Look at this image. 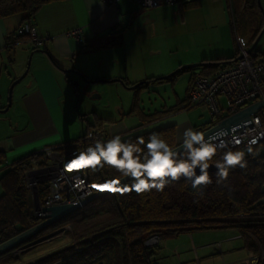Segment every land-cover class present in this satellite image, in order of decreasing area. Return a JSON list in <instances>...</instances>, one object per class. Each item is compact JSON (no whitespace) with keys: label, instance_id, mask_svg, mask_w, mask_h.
<instances>
[{"label":"crops","instance_id":"0c3cea01","mask_svg":"<svg viewBox=\"0 0 264 264\" xmlns=\"http://www.w3.org/2000/svg\"><path fill=\"white\" fill-rule=\"evenodd\" d=\"M126 2L119 0L115 5H108L101 0H46L31 20L39 35L48 36L39 47L26 36L17 34L25 22L21 12L0 18V174L14 161L40 153L45 146L66 145L85 135L98 120L106 141L114 135L124 138L174 125L177 141L182 142L183 132L190 126L185 122L180 125L176 117L185 110L189 81L197 70L183 72L188 78L184 81L182 98L176 93V86L183 80V73L172 80H151L167 75L184 63L234 55L229 48L234 36L231 23L216 16L225 10V2L210 0L208 11L192 20L185 12L203 8L204 0L175 3L181 21L175 22V26L215 32L211 39L199 40L190 46L187 54L173 56L155 52L156 46L149 37L129 35L131 29H153L155 24L131 21L141 5L134 1V7L130 8ZM128 13L129 19L125 20ZM73 28L83 29L85 42L79 43L68 35ZM25 71L26 75L13 88L11 105L4 110L9 104L11 84ZM87 80L96 82L89 84ZM144 81L148 82L131 88ZM169 85L176 93V100L163 105L161 92ZM150 91L156 97H151ZM154 103L160 108L153 110ZM172 107L178 109L169 112ZM156 111L162 115L137 130L143 119ZM212 244L221 247L219 241L206 246ZM11 254L0 258V263L8 262L6 259ZM254 257L257 256L251 254L239 264Z\"/></svg>","mask_w":264,"mask_h":264},{"label":"trees","instance_id":"16d2710c","mask_svg":"<svg viewBox=\"0 0 264 264\" xmlns=\"http://www.w3.org/2000/svg\"><path fill=\"white\" fill-rule=\"evenodd\" d=\"M45 1L0 0V18L21 12L24 21H31ZM227 3L231 17L232 13L235 17L244 9L260 15L259 31L248 42L251 47L264 28V12L259 6V1L227 0ZM231 25L234 30L232 19ZM261 53L262 51L258 50L253 56L258 57ZM238 56L239 51L236 48V53L232 56L204 58V64L198 68L180 70L168 78L159 77L151 81L172 80L177 75L192 70L209 76L222 66L233 62ZM193 74L194 72L192 76ZM147 82L139 83L137 87ZM190 107L187 96L183 108ZM176 109L178 108L172 107L168 111ZM161 115V111L150 114L143 119L137 130H141ZM213 122L212 119L209 125ZM92 127L91 129H101V122L98 120ZM151 133L158 134L173 148L179 144L174 125L133 133L122 140L135 143L137 138L143 137L147 142ZM83 136L66 143V149L77 148L82 152L93 145L83 142ZM141 147L143 148L142 145ZM247 149L231 148L233 151L245 152L247 165L245 168L236 167L230 170L227 186L215 183V170L209 172L213 183L204 189L203 196L198 195L186 180L166 186L163 192L153 190L142 195L135 192L121 195L108 191L42 229L22 245L1 254L0 258L48 231L69 225L74 238L73 244L33 264H53L58 261V264H152L153 251L148 241L155 236L159 238L195 230L232 228L243 240L244 247L258 257L257 264H264V154L260 153L261 149L264 150V141L253 146L251 153ZM227 150H218L217 156L210 163L215 164L223 151ZM46 163V157L41 152L34 153L14 161L0 174V243L38 223L30 214L31 202L26 177L29 171L38 166H45ZM84 168L92 185H107L113 179L124 177L106 165ZM125 183L130 184L131 180ZM93 190L99 191L95 187ZM47 193V182L39 183L38 195L41 201Z\"/></svg>","mask_w":264,"mask_h":264},{"label":"built area","instance_id":"2783aa9c","mask_svg":"<svg viewBox=\"0 0 264 264\" xmlns=\"http://www.w3.org/2000/svg\"><path fill=\"white\" fill-rule=\"evenodd\" d=\"M101 1L108 5H115L119 0ZM134 1L141 7L154 8L165 4H175L180 0ZM232 23L235 26L233 13ZM17 34L26 36L29 42L36 47L43 45L48 39L47 35L41 36L37 33L31 21L23 22L17 29ZM68 35L74 37L79 43L85 42L82 28H73L68 31ZM241 38L244 40L243 44ZM236 44L239 56H241L239 59L222 66L209 76L203 75L200 71H195L191 78L188 85V103L190 105H202L208 109L214 121L211 125L199 128L197 131L205 133L223 119L254 103L264 101V52L258 57H254L252 52H248L249 43L241 35H236ZM221 98L226 100L225 107L221 104ZM257 120L259 121L258 124ZM205 138H215V142L224 140L228 144V148H248L249 141L254 138L257 142L251 147L260 144L264 141V105L258 108L256 112L250 113L247 121L232 126L230 131L217 130ZM234 139H239L241 142L235 144ZM82 141L94 144L97 141H106V137L103 130L90 129L82 137ZM40 152L46 157V165L33 169L27 174L29 175L27 187L32 199L30 214L37 222L43 219L42 207L80 203L94 192L84 166L69 168V165L76 161V156L80 152L77 148L68 150L64 144L49 145ZM41 182H47L48 193L42 201L39 199L40 207H37L38 184ZM150 240L155 241L154 239ZM16 251L17 249L13 253ZM257 261L258 257H254L244 264H257Z\"/></svg>","mask_w":264,"mask_h":264},{"label":"rangeland","instance_id":"374dc122","mask_svg":"<svg viewBox=\"0 0 264 264\" xmlns=\"http://www.w3.org/2000/svg\"><path fill=\"white\" fill-rule=\"evenodd\" d=\"M209 1L210 0H204L203 8L190 11L188 10L185 12V15L188 16L189 20H192V17L196 18L200 15V13L207 12L209 9ZM224 2L225 10L222 9L216 13V16L227 20L228 24H230L232 17L228 8L227 0H224ZM134 3V1L128 0L126 5L133 8ZM259 6L264 12V0H260ZM177 7V4H165L154 8L138 7V11L134 12L135 14L131 21H136L137 23L153 22V25L155 24V28H146L145 30L131 29L129 35H133L135 37H146L145 39L149 37L156 46L155 52L158 53L162 51L165 56L187 54L189 52V47L194 43L203 39H211L215 30H203V28H200L198 31H193L189 27L182 28L175 26L176 23L181 22ZM129 16L130 14L128 13L125 20H128ZM234 20L235 33L233 30V38L235 43L233 44L232 38V44L229 41V48L235 54L237 48L235 34L245 36L250 42L253 36H255L259 31L261 18L260 15L251 12L249 9H245L236 15ZM226 29L227 28H225V31ZM261 32L258 34L257 38ZM258 50L264 52V31L261 34L255 49L252 51V54H256ZM182 77L183 78L181 79L183 80H180L176 86V93L180 96V98L184 96V88L186 84L184 81L188 78V74L183 73ZM171 87L172 86L169 85L167 86V90L161 92L164 98L163 100L165 101L163 105L169 104V100L170 102H174L176 100V97L174 96L176 93L173 92ZM150 93L152 94L151 97H156L157 95L153 94L152 91H150ZM221 104L223 107L226 106V100L224 98H221ZM154 106L153 110L154 108H160L158 107V103H154ZM4 114L8 115L9 113L5 112ZM180 115L186 118L185 124L189 125L194 130L197 126L204 124L207 126L212 121L210 111L202 105H191L190 108L182 111ZM260 153L264 154V150L261 149ZM28 178L29 175H27L26 180H28ZM30 194L31 193L29 192V195ZM215 241H219L221 243V247L213 244L206 246V244H210ZM73 242L74 238L71 227L69 225L62 226L58 229L48 231L39 238L21 246L15 253L12 251L11 257L6 259L8 262L0 264H33L56 251L64 249L65 247L73 244ZM158 242V245L154 246L157 241H148V244L151 246V250L153 251L152 259L157 264H177L179 262H186L187 264H239V262L248 259L251 255L244 247V242L240 238L237 231L232 228H217L184 232L178 235L159 237ZM56 263L58 264L60 262Z\"/></svg>","mask_w":264,"mask_h":264},{"label":"clouds","instance_id":"9594fccd","mask_svg":"<svg viewBox=\"0 0 264 264\" xmlns=\"http://www.w3.org/2000/svg\"><path fill=\"white\" fill-rule=\"evenodd\" d=\"M241 43H244L243 38ZM176 119L182 125L186 118L181 115ZM233 142L239 144L241 141L234 139ZM256 142L255 138L249 141V153L252 152L251 145ZM226 148L228 150L223 151L214 166L217 169L215 183L227 186L230 170L246 167L245 152L231 150L224 140L215 142V138L206 139L203 132L191 127L184 130L182 142L175 149L156 133H151L147 142L139 137L135 143L114 135L107 141H97L79 152L76 161L92 168L106 165L130 178V184L121 185L119 179L109 182L115 192L121 195L131 192L142 195L153 190L163 192L166 186L183 178L191 183L198 195L203 196L204 189L213 183L208 171L210 162L217 156L218 150Z\"/></svg>","mask_w":264,"mask_h":264},{"label":"water","instance_id":"95a60500","mask_svg":"<svg viewBox=\"0 0 264 264\" xmlns=\"http://www.w3.org/2000/svg\"><path fill=\"white\" fill-rule=\"evenodd\" d=\"M258 1L260 2V0H258ZM261 31H262L261 32V34H262L264 31V28ZM261 34L259 35L257 40L254 41V43L251 45V47H249L248 52H252L255 49L256 44L258 43ZM240 57L241 56L237 57L235 60L239 59ZM203 64H204V62L202 60L197 61V62L183 64V65H180L176 70H173L172 72L168 73L167 75L162 76L161 78L165 79V78H168L169 76L174 75L175 73L179 72L180 70L195 69V68L202 66ZM26 73H27V71H25V73L21 77L16 79L11 84V87L9 90V97H8L9 104H8L7 108L4 110H7L8 107L11 105L13 87L26 75ZM87 81L89 82V84H93L96 82L93 80H87ZM74 83L76 84L77 81H74ZM138 84L139 83L131 85V88L136 87ZM84 91H87L86 88L84 89ZM263 105H264V101L254 103L253 105H250V106L244 108L243 110L223 119L218 125L214 126L209 131L205 132L204 133L205 137L208 134H210L214 131H217V130H221V129L230 131L232 126L242 124L244 121H247L249 119V114L252 112H256L258 110V108H260ZM180 144L181 143H179L175 148L179 147ZM214 165L215 164L210 163V168L208 170L209 172L217 170ZM197 172H198V170H197ZM119 180H120V183L123 184L126 181L130 180V178L122 177ZM181 180H184V179L181 178ZM108 191L109 190L94 191L90 196H88L87 198L82 200L80 203H70V204H61V205H55V206L42 207V211L44 212L43 219L41 221H39L37 224L33 225L32 227H30V228L18 233L14 237L0 243V255L11 250V249H13V248H15V247H17V246H19V245H22L24 242L28 241L30 238H32L34 235H36L38 232H40L42 229L48 227L49 225L53 224L54 222H56V221L60 220L61 218L67 216L69 213H71L75 209L84 206L85 204L91 202L95 198L105 194ZM36 202H37V207H40L38 194L36 197ZM152 239H154L155 241L159 240V238L157 236L153 237Z\"/></svg>","mask_w":264,"mask_h":264},{"label":"snow or ice","instance_id":"6c2138e0","mask_svg":"<svg viewBox=\"0 0 264 264\" xmlns=\"http://www.w3.org/2000/svg\"><path fill=\"white\" fill-rule=\"evenodd\" d=\"M83 159V158H81ZM84 165L81 164L79 161H74L72 164L69 165V168L73 167H83ZM93 187L98 188L99 190H109V191H115V189L112 187L111 184L107 185H93Z\"/></svg>","mask_w":264,"mask_h":264}]
</instances>
